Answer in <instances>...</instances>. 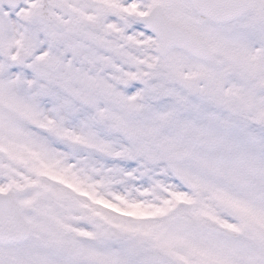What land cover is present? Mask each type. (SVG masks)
I'll return each instance as SVG.
<instances>
[{"label": "snow or ice", "instance_id": "obj_1", "mask_svg": "<svg viewBox=\"0 0 264 264\" xmlns=\"http://www.w3.org/2000/svg\"><path fill=\"white\" fill-rule=\"evenodd\" d=\"M0 264H264V0H0Z\"/></svg>", "mask_w": 264, "mask_h": 264}]
</instances>
